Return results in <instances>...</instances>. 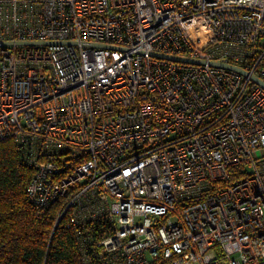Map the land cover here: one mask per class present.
I'll return each mask as SVG.
<instances>
[{
	"label": "built area",
	"instance_id": "obj_1",
	"mask_svg": "<svg viewBox=\"0 0 264 264\" xmlns=\"http://www.w3.org/2000/svg\"><path fill=\"white\" fill-rule=\"evenodd\" d=\"M2 42L0 141L81 264H264V89L211 65L264 82V0H0Z\"/></svg>",
	"mask_w": 264,
	"mask_h": 264
},
{
	"label": "trees",
	"instance_id": "obj_2",
	"mask_svg": "<svg viewBox=\"0 0 264 264\" xmlns=\"http://www.w3.org/2000/svg\"><path fill=\"white\" fill-rule=\"evenodd\" d=\"M34 171L10 138L0 141V264H81L59 206L37 218L27 195Z\"/></svg>",
	"mask_w": 264,
	"mask_h": 264
},
{
	"label": "water",
	"instance_id": "obj_3",
	"mask_svg": "<svg viewBox=\"0 0 264 264\" xmlns=\"http://www.w3.org/2000/svg\"><path fill=\"white\" fill-rule=\"evenodd\" d=\"M11 42H2L1 44H10ZM24 45H30V42H21ZM154 57H158V58H162V59H166V60H171V61H175V62H187V63H200L199 61H195V60H189V59H184V58H179V57H174V56H169V55H163V54H153ZM212 66L215 67H220V68H225V69H229L232 70L234 72H237L241 75L244 76H248L250 77L255 83H257L259 86H261L264 89V82L257 78L254 75L249 74L248 72H246L245 70H242L240 68L234 67L230 64H228V62L225 60L223 62H213L211 63Z\"/></svg>",
	"mask_w": 264,
	"mask_h": 264
}]
</instances>
